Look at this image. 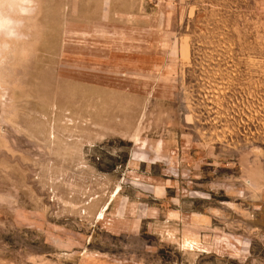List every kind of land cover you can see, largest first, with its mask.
Instances as JSON below:
<instances>
[{
	"label": "rangeland",
	"instance_id": "rangeland-1",
	"mask_svg": "<svg viewBox=\"0 0 264 264\" xmlns=\"http://www.w3.org/2000/svg\"><path fill=\"white\" fill-rule=\"evenodd\" d=\"M0 264H264V0H0Z\"/></svg>",
	"mask_w": 264,
	"mask_h": 264
}]
</instances>
